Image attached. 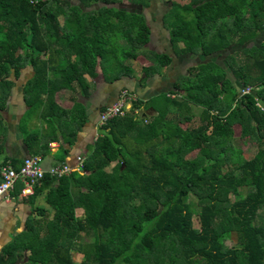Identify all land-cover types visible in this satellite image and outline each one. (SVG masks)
<instances>
[{
	"label": "trees",
	"instance_id": "1",
	"mask_svg": "<svg viewBox=\"0 0 264 264\" xmlns=\"http://www.w3.org/2000/svg\"><path fill=\"white\" fill-rule=\"evenodd\" d=\"M121 1L0 0V99L30 65L25 116L42 107V118L59 125L60 140L71 145L88 121L76 96L93 92L86 76L94 83L98 66L104 80L126 75L129 61L143 58L149 42L145 15L120 8ZM169 11L170 41L185 53L240 46V63L229 55L230 69L240 88L251 91L239 95L232 82L222 89L226 71L217 65L210 72L192 67L195 78L179 84V99L164 98L162 111L136 114L138 99L131 112L99 125L82 171L55 176L49 173L54 165L42 163L46 171L33 192L44 190L52 217L39 225L43 232L31 223L32 236L6 244L0 264H264V212L258 221L264 208V0H172ZM147 57L151 63L141 65L146 76L171 62L167 53ZM67 88L74 105L63 109L54 97ZM220 95L233 105L225 116ZM191 103L202 107L198 126L190 125ZM236 136L254 140L252 157L233 144ZM62 144L57 159L65 163ZM193 150L197 155L187 157ZM228 233L237 245L223 244ZM24 250L30 252L21 261Z\"/></svg>",
	"mask_w": 264,
	"mask_h": 264
},
{
	"label": "crops",
	"instance_id": "2",
	"mask_svg": "<svg viewBox=\"0 0 264 264\" xmlns=\"http://www.w3.org/2000/svg\"><path fill=\"white\" fill-rule=\"evenodd\" d=\"M124 2L126 1L124 0ZM121 3H123V0ZM125 9L132 10L131 8ZM169 9L160 12V18L163 21V32H161L162 35L160 38H155V35L150 28V39L145 46L144 56H142L145 62L142 61L141 65H148L151 63V60L147 57L149 51L167 53L171 57L170 64L161 67L148 76L142 73L137 66L134 68L131 65L132 62L135 65L136 61L130 62L131 68L129 73H127L128 75H122L117 79L109 78L104 80L100 73L101 76L100 78L97 77L96 81L93 83V92H91L88 97H81L78 93L76 94V96H78V101H82L81 103L87 108L88 121L77 133L76 139L71 145L64 140H60L61 135L59 125H56L55 127L52 126L51 130L47 127V121L42 118L40 113L42 107L41 109L33 110L32 114H30L31 119L25 121L26 125L28 122L29 124H33V127L28 131L25 125L22 127L21 121L23 118L27 117L25 115L28 108L26 101L24 100L23 85L25 81L33 75L32 67H25L20 75L14 80V84L8 95L3 96V98L0 99V159L11 160L12 163L18 165L24 157L40 154L42 156L43 166L48 168L62 162L57 158L62 154L59 149L61 148L60 143L63 142L62 146L68 149V155L65 157L64 161L73 165L76 156L82 155L86 157L90 154L89 151L98 134L99 112L106 106V104L116 99L118 92L122 88H126L135 93L137 98L142 100V103L138 107L139 113L151 117L157 114L158 111H162L163 107L167 105L164 98L176 97L179 99L180 96L176 93V91H180L177 90L179 88L177 81L182 75L193 80L198 71L197 69H194L195 71L190 73L189 69L192 67H202L209 65L210 63L211 65H217L223 68L226 71L227 79L225 78L226 80L221 81L220 86H222V89L227 90L230 88L229 82H232L233 85L236 86L237 92L240 95V86L238 81L232 75L230 69V63H232V61H230L229 55L232 53L233 57L238 58L237 61L240 63L242 54L239 50L241 47L239 46V49L236 47L235 49H231L232 46H238L237 44L232 43L227 48V51L224 49L207 55L198 50L196 52L188 53L181 51V46L177 44L174 47L171 43L168 31L164 27L165 14ZM163 41L167 42V48L170 47V52L165 50L164 46H166V44ZM156 42V47L152 46V44H155ZM147 49H149L148 52ZM12 79L14 78L12 77ZM87 79L90 81L89 77H87ZM99 83L100 88H98ZM62 91L67 93L64 95H67L65 99L68 101V104L63 105L58 102L57 98L59 94H61L59 93L60 91L55 95L56 103L63 109H69L74 105V99L70 98L71 91L66 92V89H62ZM3 92L0 94L4 95ZM63 99L64 98H62V100ZM219 99L222 100V104L219 107V114L225 116L229 113L233 105L226 95L224 98L223 95H220ZM192 104L194 103H191L190 105L192 106ZM175 114L176 113L172 108L169 116L173 118ZM62 126L63 128L65 127L64 122L62 123ZM53 129L56 131L57 135H59V138L52 139ZM237 130L239 131V126L236 128V132ZM33 132L35 135L32 134ZM28 133L31 135L29 141L27 140ZM45 141L49 142L46 143ZM40 151L42 152L40 153ZM21 186V183H18L15 189L10 191L6 197L0 200V251L12 239H25L26 237L32 236L30 233L32 230H29L28 225L30 226L32 223L33 225L39 224L42 226L53 213L48 203H46L43 193L44 190L39 193L33 192L32 194L23 195L20 193ZM40 232H43L42 228L40 229ZM28 252L30 251L28 250Z\"/></svg>",
	"mask_w": 264,
	"mask_h": 264
},
{
	"label": "rangeland",
	"instance_id": "3",
	"mask_svg": "<svg viewBox=\"0 0 264 264\" xmlns=\"http://www.w3.org/2000/svg\"><path fill=\"white\" fill-rule=\"evenodd\" d=\"M126 2H124V0H123V3H120V4H118V6L120 7V8H131L132 10H136L137 12H142L144 15H145V18H146V22H147V24L150 26V28L152 29V32H153V34L155 35V38H160V36L162 35L161 34V32H163V27H162V20H161V18H160V12L161 11H163V10H167V9H169L170 7H171V4H172V0H149L148 2V4L146 5L145 4V2H141V1H139V0H125ZM174 1H176V2H179L180 4H185V3H188L189 2V0H174ZM94 7H96L95 5H94ZM92 8V7H91ZM169 12L170 11H168L167 12V14H169ZM170 14H171V12H170ZM166 17V16H165ZM165 19V22H166V24H165V29L168 31V34H169V24H168V21L169 20H174V18L173 17H171V15L170 16H167L166 18H164ZM171 26V25H170ZM165 44L167 43L166 41H163ZM162 42V43H163ZM156 45H157V42L155 43V44H152V46H154V47H156ZM179 46H181V48L183 47V45L181 44V43H179L178 44ZM148 47V46H147ZM235 47L236 48H238L239 49V46H232L231 47V49L233 48V49H235ZM164 48H165V50H168L169 52H170V47H168L167 48V44H166V46H164ZM230 49V50H231ZM228 49H226L225 51H227ZM149 51V49H147V52ZM188 53V52H187ZM232 55V57H233V54H230V56ZM113 55H111L110 57H112ZM113 58V57H112ZM120 58V57H119ZM141 58V57H140ZM229 59H230V57H229ZM228 59V60H229ZM145 62L144 60H143V58H141V59H137L136 60V63H135V65L133 64V62L132 61H129V64H131L130 62H132V66L134 67V68H136V66L139 68V70L141 71V62ZM30 66V65H29ZM208 67V72H210V71H215V69H216V66H214V65H211V64H209V65H205V67ZM203 67V66H202ZM206 67V68H207ZM199 68H201V67H199ZM97 71H98V77L100 78V73H101V71H100V68H99V66L97 67ZM113 73H115V72H113ZM113 73H111V72H109L108 74H112L111 75V77L113 76ZM87 77H89V76H87ZM90 78V77H89ZM188 79V77L186 76H184V75H182L180 78H179V80L177 81V84H178V86H179V84H181L182 86H183V83L186 81ZM100 81V80H99ZM89 82H91L92 83V85H93V82L90 80ZM98 88H100V83L98 84ZM70 91V89H66V92H69ZM77 92V91H76ZM56 93H58V92H56ZM59 93H61V94H59V96H58V102H60V103H62L63 105H65V104H68V101H66V96L67 95H64V94H67V93H65V91H60ZM75 93V92H74ZM78 93V92H77ZM62 98H64L63 100H62ZM54 99H55V102H56V96L54 97ZM78 101V100H77ZM89 103V102H88ZM191 108H192V115H193V119L191 120V122H190V125L191 126H198L199 124H200V113H201V106H198V105H196V104H192V106H191ZM31 116H27V117H25V118H23V120L21 121V125H22V127L25 125L26 126V129H27V131L28 130H30V128H32L33 126V124H29L28 122H27V125L25 124V121H28V120H30L31 118H30ZM53 122H52V120L48 123L47 122V127L48 128H50V130H51V128H52V124ZM24 134H25V132H24ZM96 136V135H95ZM233 144H235L236 146H240L241 147V149H242V151H243V156L244 157H246V158H250V157H252L253 156V154L256 152V150H257V144L254 142V140H252V139H249V138H241V137H239V136H236V137H234L233 138ZM130 143H131V146L132 147H135V142L134 141H130ZM196 152H197V150H193L192 152H190L188 155H187V157H194V156H196L197 154H196ZM112 165L114 164V162H110ZM111 165V166H112ZM105 169L107 170V169H109V166L108 165H106L105 166ZM235 192V190L234 191H232L230 194H229V198L231 199V200H234V198H235V196H234V193ZM190 203H191V206H193L194 207V209H195V207H196V203H197V201H196V199H195V197H191L190 198ZM79 211H77V213H78ZM263 212H264V208H262V209H260L259 210V214H260V218H258V221H260V222H262L263 221V217H262V215H263ZM52 217V216H51ZM51 217L50 218H48V220L49 219H51ZM47 220V221H48ZM193 223H194V226H198L199 225V223H198V218H197V213H195L194 212V214H193ZM34 226V225H33ZM39 229H40V226H39V224H37L36 225ZM226 235H229V236H226ZM16 239H12L11 241H9L7 244H12V245H15L14 243V241H15ZM87 240H90V238H88V237H86V238H83V241H87ZM83 241H82V239L80 240V239H78L76 242H77V244L78 245H80V244H82L83 243ZM221 241L223 242V244L225 245V246H228V247H231V246H233V245H237V242H236V237H235V234L234 233H232V234H225V236L221 239ZM21 253V258H19V260H21V261H23L28 255H29V252H28V250H24V251H21L20 252ZM76 258H77V262L78 263H80L81 261H82V255H80V254H76Z\"/></svg>",
	"mask_w": 264,
	"mask_h": 264
},
{
	"label": "built area",
	"instance_id": "4",
	"mask_svg": "<svg viewBox=\"0 0 264 264\" xmlns=\"http://www.w3.org/2000/svg\"><path fill=\"white\" fill-rule=\"evenodd\" d=\"M250 87L242 89L243 93L250 92ZM138 100L135 93L126 88H122L115 100L106 104L99 112L98 125L105 124L107 121L124 116L128 113L133 103ZM134 113H139L138 108L133 109ZM85 157L78 155L75 163H61L49 168V173L55 176L68 174L72 170L82 171ZM45 169L42 166V156L40 154L28 155L21 161L19 167H15L11 160L0 159V200L6 197L10 191L15 189L18 183H21L20 193L28 195L33 193L34 184L39 183L43 178Z\"/></svg>",
	"mask_w": 264,
	"mask_h": 264
},
{
	"label": "clouds",
	"instance_id": "5",
	"mask_svg": "<svg viewBox=\"0 0 264 264\" xmlns=\"http://www.w3.org/2000/svg\"><path fill=\"white\" fill-rule=\"evenodd\" d=\"M240 89H241V94H242V89H243V88H240Z\"/></svg>",
	"mask_w": 264,
	"mask_h": 264
},
{
	"label": "water",
	"instance_id": "6",
	"mask_svg": "<svg viewBox=\"0 0 264 264\" xmlns=\"http://www.w3.org/2000/svg\"><path fill=\"white\" fill-rule=\"evenodd\" d=\"M241 91V89L239 90V92Z\"/></svg>",
	"mask_w": 264,
	"mask_h": 264
}]
</instances>
